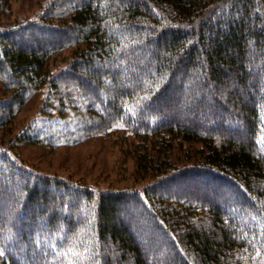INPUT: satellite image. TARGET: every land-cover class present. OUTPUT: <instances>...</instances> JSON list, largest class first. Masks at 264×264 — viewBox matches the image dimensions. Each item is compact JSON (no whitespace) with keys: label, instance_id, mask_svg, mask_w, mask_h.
<instances>
[{"label":"trees","instance_id":"16d2710c","mask_svg":"<svg viewBox=\"0 0 264 264\" xmlns=\"http://www.w3.org/2000/svg\"><path fill=\"white\" fill-rule=\"evenodd\" d=\"M76 5L59 27L42 17L0 29V78L13 89L0 117L51 81L53 53L74 46L61 76L89 91L92 124L138 136L136 168L153 182L93 193L25 169L0 145V264H264V0ZM37 32L56 39L18 44ZM168 88L174 103L159 100ZM69 248L80 255H61Z\"/></svg>","mask_w":264,"mask_h":264},{"label":"rangeland","instance_id":"374dc122","mask_svg":"<svg viewBox=\"0 0 264 264\" xmlns=\"http://www.w3.org/2000/svg\"><path fill=\"white\" fill-rule=\"evenodd\" d=\"M78 3L80 0H0V29L18 28L40 21L42 17L59 27L69 23L67 18ZM54 39L56 37L52 33L37 32L33 37L25 36L17 42L27 46L33 41L47 44ZM151 51L150 44L137 50L141 54ZM73 52L74 46H68L53 53L48 61L53 75L51 81L29 91L22 103L14 104L11 118L4 122L0 117V145L25 169L71 182L93 193L141 190L146 183H152L153 177L136 168L135 157L140 145L138 136L123 125L114 124L105 130L103 123L92 124L89 91L81 89L77 79L61 76ZM123 64L120 60L103 70H112ZM141 67L142 71L146 69L145 60L141 61ZM195 71L199 72L198 69ZM258 76L256 73L255 77ZM124 83L125 78H122L120 84ZM171 90L164 91L160 102H176L178 95H168ZM181 90L182 94L189 93L184 88ZM12 91L1 77V104L12 98ZM206 95V100L210 101V93ZM197 96V93L192 94V97ZM184 101L186 98L181 103L177 101L178 106L182 107ZM210 124L203 123L207 128L211 127ZM95 127L102 130L95 131ZM200 179L206 180L204 177Z\"/></svg>","mask_w":264,"mask_h":264},{"label":"bare ground","instance_id":"6f19581e","mask_svg":"<svg viewBox=\"0 0 264 264\" xmlns=\"http://www.w3.org/2000/svg\"><path fill=\"white\" fill-rule=\"evenodd\" d=\"M224 1V0H223ZM216 2V1H215ZM219 2V1H218ZM217 2V3H218ZM222 2V1H221ZM217 3H215V4H217ZM221 5V4H220ZM212 6H214V5H212ZM211 6V7H212ZM153 7V6H152ZM208 7V6H207ZM215 7V6H214ZM152 9H154V8H152ZM206 9V8H205ZM211 9V8H210ZM155 10V9H154ZM158 10V9H157ZM161 10V9H160ZM214 10V9H213ZM212 10V11H213ZM163 11V10H162ZM208 11V10H207ZM210 11V10H209ZM217 11V10H216ZM155 12V11H154ZM153 13V12H152ZM160 14V13H159ZM162 14V13H161ZM161 14H160V17H161ZM215 14V13H214ZM152 15H154V14H152ZM157 15H158V13H157ZM166 15V14H165ZM203 15V14H202ZM202 17V16H201ZM214 17V16H213ZM212 17V18H213ZM220 17V16H219ZM181 18V17H180ZM198 18H200V17H198ZM202 18H204V17H202ZM179 20V19H178ZM195 20V19H194ZM200 20H203V19H201L200 18ZM200 20H197V21H200ZM187 21V20H186ZM172 22V21H171ZM176 22V21H175ZM182 22V21H181ZM194 23V22H193ZM169 24H174V23H169ZM191 24V23H190ZM194 25V24H193ZM174 26V25H173ZM176 26V25H175ZM198 28V27H197ZM196 28V29H197ZM189 30H191V29H189ZM191 32V31H190ZM261 67V66H260ZM264 68V67H263ZM156 69V68H155ZM158 69V68H157ZM256 70V69H255ZM150 71V70H149ZM258 71V70H257ZM256 71V72H257ZM260 71V70H259ZM262 72V71H261ZM264 72V71H263ZM147 74V73H146ZM252 74H254V73H252ZM256 74V73H255ZM262 74V73H261ZM259 75V74H258ZM262 76V75H261ZM147 77V76H146ZM259 78V77H258ZM172 82V81H171ZM180 82V81H179ZM171 84H173V83H171ZM181 84V83H180ZM177 86V85H176ZM179 86V85H178ZM190 86H192V85H190ZM195 86V85H194ZM196 87V86H195ZM197 87H198V85H197ZM102 88V87H101ZM196 89V88H195ZM94 90V89H93ZM102 90V89H101ZM173 90V89H172ZM99 92V91H98ZM196 92V91H195ZM211 95H213V94H211ZM215 95V94H214ZM99 98V97H98ZM109 98V97H108ZM217 100V99H216ZM223 100V99H222ZM214 101V100H213ZM139 102V101H138ZM154 102V101H153ZM223 102V101H222ZM225 103V102H224ZM208 104H210V103H208ZM215 105V104H214ZM217 105V104H216ZM225 105V104H224ZM105 106V105H104ZM218 106V105H217ZM148 107V106H147ZM152 107V106H151ZM227 108H228V106H227ZM220 109V108H219ZM226 110V109H225ZM152 111V110H151ZM215 111V110H214ZM213 111V112H214ZM154 112V111H153ZM154 114V113H153ZM210 114V113H209ZM214 114H215V112H214ZM163 115V114H162ZM212 115V114H211ZM100 116V115H99ZM216 116V115H215ZM220 116V115H219ZM227 117V116H226ZM214 118V117H213ZM222 118V117H221ZM224 118V117H223ZM161 119V118H160ZM222 121V120H221ZM231 122V121H230ZM147 123V122H146ZM145 125V124H144ZM211 125V124H210ZM151 127V126H150ZM160 128V127H159ZM205 128V127H204ZM224 128V127H223ZM155 135V134H154ZM240 136V135H239ZM195 166V165H194ZM193 166V167H194ZM197 167L199 166V165H196ZM186 169V168H185ZM188 169V168H187ZM190 169V168H189ZM206 169V168H205ZM211 169V168H210ZM198 170V169H197ZM201 170V169H200ZM206 170H208V169H206ZM213 170V169H212ZM175 171V170H174ZM177 171V170H176ZM190 171V170H189ZM211 171V170H210ZM209 171V172H210ZM177 172H179V171H177ZM182 172V171H181ZM185 172V171H184ZM214 172V171H213ZM171 173H172V171H171ZM174 173V172H173ZM180 173V172H179ZM206 173V172H205ZM208 173V172H207ZM166 174H167V172H166ZM183 174V173H182ZM190 174V173H189ZM221 174V173H220ZM177 175V174H176ZM186 175V174H185ZM192 175V174H191ZM222 175V174H221ZM168 176V175H167ZM170 177V176H169ZM174 177V176H173ZM185 177V176H184ZM206 177V176H205ZM210 177V176H209ZM225 177V176H224ZM176 179V178H175ZM180 179V178H179ZM164 180V179H163ZM213 180V179H212ZM169 181V180H168ZM177 181V180H176ZM196 181V180H195ZM208 181H210V180H208ZM215 181V180H214ZM220 181V180H219ZM239 181V180H238ZM237 181V182H238ZM153 182V181H152ZM166 182V181H165ZM184 182V181H183ZM171 183V182H170ZM207 183V182H206ZM222 183V182H221ZM220 183V184H221ZM147 184V183H146ZM165 185V184H164ZM186 185V184H185ZM190 185V184H189ZM196 186V185H195ZM210 186V185H209ZM183 188V187H182ZM209 188V187H208ZM170 189V188H169ZM178 189V188H177ZM176 191V190H175ZM177 192V191H176ZM174 193V192H173ZM178 193V192H177ZM167 199V198H166ZM186 201V200H185ZM189 201V200H188ZM136 228V227H135Z\"/></svg>","mask_w":264,"mask_h":264},{"label":"snow or ice","instance_id":"6c2138e0","mask_svg":"<svg viewBox=\"0 0 264 264\" xmlns=\"http://www.w3.org/2000/svg\"><path fill=\"white\" fill-rule=\"evenodd\" d=\"M261 139H264V137H262ZM10 238H11L10 236L4 237L5 240L10 239ZM53 247L55 246L53 245ZM84 251H88V249H85ZM4 254H5L4 248L0 247V257H2ZM61 255L65 257H69V256H78L80 255V253L76 252L74 248H69L65 252L61 253ZM68 264H76V261L73 259H69Z\"/></svg>","mask_w":264,"mask_h":264}]
</instances>
